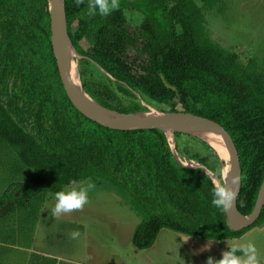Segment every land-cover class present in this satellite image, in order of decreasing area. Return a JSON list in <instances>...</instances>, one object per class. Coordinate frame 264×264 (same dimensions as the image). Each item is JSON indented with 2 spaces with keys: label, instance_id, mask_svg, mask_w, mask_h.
<instances>
[{
  "label": "trees",
  "instance_id": "obj_1",
  "mask_svg": "<svg viewBox=\"0 0 264 264\" xmlns=\"http://www.w3.org/2000/svg\"><path fill=\"white\" fill-rule=\"evenodd\" d=\"M87 5L65 0L73 46L99 74L80 72L85 90L119 111L147 110L140 96L158 110L219 122L240 159L236 205L249 213L264 176V70L211 40L194 0H120L107 16H88ZM126 7L142 13L136 31ZM130 46L143 56L137 70L123 57ZM174 139L179 154L222 179L221 160L205 140L181 131ZM195 144L201 148L192 152ZM1 152L12 163L0 175V216L18 210V223L36 216L47 192L96 175L126 188L141 211L131 234L137 248L150 246L161 227L222 239L264 220L263 204L252 224L233 229L212 204L210 175L179 162L162 129L108 127L72 104L52 50L48 0H0Z\"/></svg>",
  "mask_w": 264,
  "mask_h": 264
},
{
  "label": "rangeland",
  "instance_id": "obj_2",
  "mask_svg": "<svg viewBox=\"0 0 264 264\" xmlns=\"http://www.w3.org/2000/svg\"><path fill=\"white\" fill-rule=\"evenodd\" d=\"M194 1L201 9L202 23L206 27L207 35L211 40L216 42L226 54L235 53L238 60L242 62L254 60L257 66L264 70V0ZM124 13L127 17L129 28L131 31H136L137 24L142 18V13L132 7H126ZM83 45L86 46L87 42L83 41ZM77 55L74 60L77 62L80 80V72H83L88 77L99 75L92 59L80 53ZM123 57L127 61L134 60L132 63L134 70L138 69L137 62L143 60V56L132 46L124 51ZM139 100L144 105H149L140 96ZM195 145L191 148L192 152H197L195 149L200 147L198 144ZM211 147L214 153L215 150L213 146ZM8 158L10 157L7 154L0 153V175L1 172L5 174L11 173L10 165L12 160H8ZM189 159L197 161L192 158ZM12 174L14 173L12 172ZM89 178L95 183L96 187L90 193V203L85 205L81 211L63 214L60 218H56L51 213V209L56 203V192H47L45 195L46 197L42 203L44 208L39 213L38 224L42 227L48 224L47 236L49 239H53L54 242V244L53 242H48V246L50 250H55L53 252L59 254L71 252V248L68 249V243L79 241V239L83 238L79 223L86 224L90 231L98 235L106 236L111 233L107 228L112 227L113 222L117 221L124 225L126 219L129 220L132 217H136L137 220H140L143 217L141 211L132 204V196L127 189L115 183L109 176H88L72 181L65 185L62 190H68L74 184H86ZM220 181L222 182V179ZM16 215H18V210H16ZM50 217L53 218L49 221ZM133 220H131V224H133ZM262 222L253 224L248 228V230L253 229L251 230V234L254 236L252 241L256 244L264 243V223ZM73 231H79V238L73 239L71 237ZM52 244L53 247H51ZM140 251L138 250V252ZM262 256H264V250ZM136 263L138 264V261L135 257L130 256L129 264Z\"/></svg>",
  "mask_w": 264,
  "mask_h": 264
},
{
  "label": "crops",
  "instance_id": "obj_3",
  "mask_svg": "<svg viewBox=\"0 0 264 264\" xmlns=\"http://www.w3.org/2000/svg\"><path fill=\"white\" fill-rule=\"evenodd\" d=\"M43 208L41 205L36 216L21 223H18L16 210L0 216V264H129L130 256L135 257L138 264H206L209 256L222 257V252L227 250V241L241 242L254 238L251 234L253 229L248 230L249 227L237 236L222 239L161 227L150 246L137 248L130 242L133 228L139 220L132 217L126 219L124 225L113 222V226L107 228L111 233L106 236L98 235L86 224L79 223L83 238L68 243L71 252L59 254L49 249L48 242H53V239L47 236L48 224L45 227L38 224ZM256 245L264 258V243Z\"/></svg>",
  "mask_w": 264,
  "mask_h": 264
},
{
  "label": "water",
  "instance_id": "obj_4",
  "mask_svg": "<svg viewBox=\"0 0 264 264\" xmlns=\"http://www.w3.org/2000/svg\"><path fill=\"white\" fill-rule=\"evenodd\" d=\"M50 13V40L52 50L57 64V69L65 89V92L72 104L86 116L91 119L112 128L134 129V128H160L168 139L169 145L176 158L184 166H198L203 168L212 178L214 183H220L218 176L212 172L206 165L198 161L184 162L181 157H185L175 149L174 132L181 131L196 135L205 140L210 146L211 142L206 140L205 136L199 131H209L220 138L227 150V169L223 171L221 168L222 181L231 183L232 175H241V165L235 144L227 132V130L217 121L194 113L192 111H163L158 110L150 105L147 110L138 111H119L114 108L107 107L98 102L83 87L79 78V72L76 62V69L79 78V84H76L67 71V59L70 50L77 56L71 38L67 31L65 0H48ZM152 107V108H151ZM151 108V109H149ZM155 109V110H152ZM168 132L172 135V141L168 136ZM214 148V147H213ZM215 150V149H214ZM219 159L221 157L218 151ZM264 204V176L260 183L256 199L251 211L247 214L242 213L236 201L231 209L225 211L227 221L233 229H241L252 224L258 217Z\"/></svg>",
  "mask_w": 264,
  "mask_h": 264
},
{
  "label": "clouds",
  "instance_id": "obj_5",
  "mask_svg": "<svg viewBox=\"0 0 264 264\" xmlns=\"http://www.w3.org/2000/svg\"><path fill=\"white\" fill-rule=\"evenodd\" d=\"M77 5L83 3V0H76ZM88 16H95L99 13L102 16L111 14L114 10L120 8V0H88ZM203 169V168H202ZM205 172V170L203 169ZM205 174H207L205 172ZM242 182V176L232 175L231 183L223 181L214 183L212 204L221 211L231 209L237 200L239 194V185ZM95 183L89 178L86 184H74L68 190H61L55 193V206L51 209L54 217L60 218L63 214L81 211L90 203V193L95 189ZM79 231H73L71 237L79 238ZM206 264H264V258L261 257L257 245L252 240L241 242L227 241V250L222 252V257L216 259L209 256Z\"/></svg>",
  "mask_w": 264,
  "mask_h": 264
},
{
  "label": "bare ground",
  "instance_id": "obj_6",
  "mask_svg": "<svg viewBox=\"0 0 264 264\" xmlns=\"http://www.w3.org/2000/svg\"><path fill=\"white\" fill-rule=\"evenodd\" d=\"M78 56V55H77ZM75 57V53L70 50V53L68 54V59H67V71L70 75V77L72 78V80H74V82L76 84H79V78H78V73H77V69H76V62L74 60ZM155 110V109H152ZM200 134L204 135L206 140L211 142V145L214 147V149L216 151H218L220 157H221V164L223 167V171L224 169H227V150L225 147L224 142L218 138L216 135H214L213 133L209 132V131H199ZM168 136L170 138V140L172 141V135L170 132H168ZM182 160L184 162H189L191 161L189 158L187 157H181ZM225 167V168H224Z\"/></svg>",
  "mask_w": 264,
  "mask_h": 264
}]
</instances>
